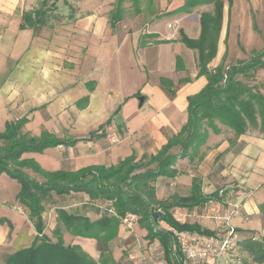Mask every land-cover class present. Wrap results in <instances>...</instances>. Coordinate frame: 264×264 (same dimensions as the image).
<instances>
[{
	"label": "crops",
	"instance_id": "obj_1",
	"mask_svg": "<svg viewBox=\"0 0 264 264\" xmlns=\"http://www.w3.org/2000/svg\"><path fill=\"white\" fill-rule=\"evenodd\" d=\"M39 1L0 0V131L9 121L27 117L23 131L32 136L50 132L78 139L23 155L48 171L109 167L132 154L137 159L156 154L186 123L188 97L207 84L206 75L200 74L198 50L187 46L182 36L199 39L201 14L212 12L213 3L177 11L186 0H125L123 18L113 27L109 13L116 0H79L74 5L59 0L64 18L37 32L22 28L23 13L37 8ZM223 1V21L210 69L223 63L228 52L224 24L234 0L232 6L229 0ZM161 78L173 82L172 94L161 85ZM84 97L88 102L80 106L78 101ZM101 125L104 128L98 136L89 138ZM207 145L210 150L197 169L202 191L227 192L224 201H211L199 209L216 210V221L202 214L196 219L197 211L186 208L175 211L183 221L210 230L222 224L239 239L251 237L248 231L264 236V198H254L264 186V138L242 135L236 147L229 149L224 134L211 133ZM176 167L180 174L175 178L160 177L155 182L158 200L169 199L173 193L190 194L195 175L192 165L180 159ZM24 170L43 181L32 170ZM19 190L16 179L0 175L2 264L7 254L30 246L37 235L25 207L12 204ZM69 196L79 198L76 193ZM101 201L97 204L86 195L76 205L91 204L93 210H76L74 204L64 208L96 220L106 205ZM235 209L238 212L231 214ZM56 217L57 213L49 225L52 229ZM131 230L147 242L142 238L147 230L138 221Z\"/></svg>",
	"mask_w": 264,
	"mask_h": 264
},
{
	"label": "trees",
	"instance_id": "obj_2",
	"mask_svg": "<svg viewBox=\"0 0 264 264\" xmlns=\"http://www.w3.org/2000/svg\"><path fill=\"white\" fill-rule=\"evenodd\" d=\"M124 1L116 0L109 13L113 27L123 18ZM58 2L40 0L37 8L23 13L21 27L33 28L36 32L44 26L52 27L61 20L56 13ZM202 2L213 3L214 9L201 14V36L194 40L183 35L182 40L187 46L198 50L200 74L206 75L207 84L199 93L188 97L186 123L168 138L156 154L140 159L132 154L109 167L92 165L77 171H48L33 158H25L23 155L43 152L49 147L65 143L73 144L78 139L59 138L50 132L32 136L23 131L27 117L9 121L5 130L0 131V175L7 173L19 182L17 198L29 208V218L37 232L30 246L7 254L3 264H108L111 258L103 250L109 242L118 238V228L128 213L135 214L139 225L147 230L145 238L149 244L158 241L164 250L167 264H183V260L178 255L173 235L157 228L160 220L180 230L209 235L216 233L197 222L178 221L174 217L175 208H186L192 212L200 210V207L211 201H224L227 190L205 194L201 177L197 175L198 166L210 150L207 143L211 133L229 132L225 137L229 149L236 147L242 135L264 138V92L243 80L253 78L263 68L264 47L254 49L247 60H239L230 65L221 63L210 69L209 63L217 52L224 1L186 0L177 11L190 10ZM229 2L232 6V0ZM161 85L173 93L171 80L161 78ZM87 102L88 97L78 101L80 106H85ZM103 128L104 125H101L98 130L91 132L89 138L97 137ZM180 159H187L195 171L190 194L183 196L173 193L169 199L158 200L155 182L160 177L175 178L179 175L176 165ZM24 169L37 173L43 181L30 176ZM72 192H85L90 201H106L102 216L92 220L87 215L57 208L56 224L52 236H48L43 222L46 201L54 194ZM67 233L95 239L101 252L100 259L95 260L79 244H67L64 239ZM238 245L240 250L251 255L255 263L264 264V237L240 239Z\"/></svg>",
	"mask_w": 264,
	"mask_h": 264
},
{
	"label": "rangeland",
	"instance_id": "obj_3",
	"mask_svg": "<svg viewBox=\"0 0 264 264\" xmlns=\"http://www.w3.org/2000/svg\"><path fill=\"white\" fill-rule=\"evenodd\" d=\"M77 1L79 0H65V3L66 5H74ZM56 13L61 17V19L66 16L61 14L60 8ZM254 26L256 27V29L254 28ZM227 31L228 36L224 44L225 47L228 48V52L226 55V59L223 62L224 65L234 64L239 60H247L251 56L254 49H262L264 47V0H234L233 6L229 10V14L226 15V22L224 24L223 33L225 34V37ZM243 80L252 85L258 86L264 92V66L257 71L253 78H244ZM228 134L229 132L225 131L224 136L227 137ZM232 189L237 190V188L234 187H232L231 190ZM216 191L221 192L222 189H217ZM72 193H76L77 195H79V198H72L69 196V194H54L50 200L46 201V209L49 211L47 212L48 214L46 216H43V222L44 229L46 231L45 233L48 236H52L53 229L49 225H52V216L57 213V208L69 207L72 204L77 207L76 203H78L81 198L83 199L87 195L85 192ZM254 195V198H264V186L259 191H256ZM14 199L15 201H12V204L16 205L17 203H20L17 196H15ZM96 203L101 204L102 201L96 200ZM22 205L29 213V208L24 204ZM94 208L95 207L93 205L87 204L77 207L76 210H93ZM215 212L216 210L212 209L210 211H208L207 209L202 211L197 210V213L194 214V217L198 219L202 214L211 217L210 220L216 221V219L214 218V216H216ZM29 221L32 223L33 228L36 230L35 225L30 218ZM221 225L222 224H220V226L218 227L216 226V228H214V231L217 234L225 235L228 232V229L224 228V226ZM225 225L227 227L226 222ZM246 235L251 237L254 236L255 239L264 237L259 233L253 235V231H248ZM117 237V239L109 242L106 245V249L103 250L105 255L111 258L108 264H166L165 255L161 253L163 251V248H161L159 244H149L148 242L143 241L141 239V235L138 236L134 234V232L130 228H127L123 224V220L118 228ZM142 238L146 239L145 237ZM64 239L67 244L74 242L81 245L95 260L98 261L100 259L101 252L98 249V244L96 248L97 241L95 239L73 236L71 234H67L66 238L64 234ZM121 241L123 242L121 243ZM157 252L160 253V256L158 258ZM0 264L2 263L0 262ZM221 264L257 263L253 261L251 255L240 250L238 245L235 251H230L225 255V258L221 260Z\"/></svg>",
	"mask_w": 264,
	"mask_h": 264
},
{
	"label": "built area",
	"instance_id": "obj_4",
	"mask_svg": "<svg viewBox=\"0 0 264 264\" xmlns=\"http://www.w3.org/2000/svg\"><path fill=\"white\" fill-rule=\"evenodd\" d=\"M237 212L238 210L235 209L231 214ZM174 217L183 222L184 217L179 215L177 211L174 212ZM137 220L138 217L135 214L128 213L123 218V224L132 229ZM157 228L169 231L173 235L175 247L180 259L183 260V264H221V260L225 258V255L230 251H235L238 247L239 238L232 230H228L225 235L217 233L212 235L202 234L187 229H177L165 220H160ZM161 253L165 255L164 250ZM159 256L160 253L157 252V258ZM165 263L167 264V261Z\"/></svg>",
	"mask_w": 264,
	"mask_h": 264
}]
</instances>
